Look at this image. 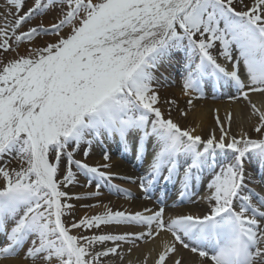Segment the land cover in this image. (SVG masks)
Returning <instances> with one entry per match:
<instances>
[{
	"label": "snow or ice",
	"instance_id": "obj_1",
	"mask_svg": "<svg viewBox=\"0 0 264 264\" xmlns=\"http://www.w3.org/2000/svg\"><path fill=\"white\" fill-rule=\"evenodd\" d=\"M7 3L15 11L7 9L12 20L3 17L0 51L34 45L41 34L57 39L0 61V158L15 154L20 161L0 166V235L6 237L0 257L23 251L31 264H104L118 254V242L148 238L159 239L152 264H184L181 249L195 264H264V194L249 187L264 184V0H34L26 11V0ZM49 11H58L55 23L21 31ZM217 45L225 63L213 54ZM173 69L190 107L207 87L234 88L229 100L247 102L248 130L231 134L228 112L225 122L216 116L219 135L212 129L205 137L174 120L170 109L162 111L155 85ZM110 143L147 161L143 176L119 177L138 180L144 199L162 182L179 185L180 201L204 185L199 199L207 208L168 215L163 196L155 210L139 211L114 210L97 199L83 207L102 211L67 224L72 199L99 198L102 187L132 198L112 183L118 174L110 171ZM94 145L102 147V163L86 162ZM74 168L86 187L95 181V190H64L77 182ZM113 225L144 230L100 231ZM106 242L113 246L96 250Z\"/></svg>",
	"mask_w": 264,
	"mask_h": 264
},
{
	"label": "bare ground",
	"instance_id": "obj_2",
	"mask_svg": "<svg viewBox=\"0 0 264 264\" xmlns=\"http://www.w3.org/2000/svg\"><path fill=\"white\" fill-rule=\"evenodd\" d=\"M219 45L216 47V49L213 50V54L217 56L218 60L221 63H225L224 58L219 56ZM3 51H0V53ZM230 67V65H229ZM163 71V70H162ZM171 71V75L169 76L168 79L170 82H168V84L162 85V90L159 89V87H157V84L155 85V87L157 88V90L159 91L160 94V101L163 103H167V101L170 100H175L176 104L173 105V110H176L177 113L180 112V109L182 108V102H181V97H186L183 94V90H182V85H181V79L180 76L178 74V71L176 70H170ZM159 75V74H158ZM225 87H222V90H219L218 92H211L210 89L209 91L206 90V96L203 99L198 100V102H194L192 105V112L188 113L189 114V118H187L184 123L182 124V126L184 127H194L197 130L198 134H201L202 136L207 137V135L210 133V131L212 129L216 130L217 135L219 134V127L216 123V116L217 114L220 117V120L222 122H225V118L228 112H231L233 114V121L231 124V129H230V133L231 134H235L234 132H236L235 135H238L241 131V128H243L244 130H248V128L250 127V121H249V109L247 107V102L242 101V100H238L237 102L239 103H234V104H230L233 103V101L229 100V96L233 95L234 93L230 92L234 91L232 89L226 88L224 90ZM223 94V95H222ZM227 94V95H225ZM220 96L221 97H214L213 96ZM226 96V97H225ZM224 98H228V99H224ZM254 101H259V97H253ZM218 100V101H215ZM224 103H226L224 105ZM204 104H211L212 106H207ZM161 110L164 111V109L161 107ZM217 110L218 113H217ZM175 117V116H174ZM240 120V121H239ZM227 127V124H226ZM238 133V134H237ZM253 134L254 133H250ZM100 149L99 146L94 145L91 154L89 155V157L87 158L88 163H92L94 164V160L96 158H100L99 154V150ZM107 146L109 147V149H111L112 151H116L117 149V145L114 143H110L107 144ZM126 155H131V153L126 154ZM77 159H83V155H82V151L81 153H78L76 155ZM112 164H116L118 167H116L117 169L113 172L118 174L117 178H114L112 183L114 184H118L123 188H127L129 190H131V192L133 193V196L131 199H129L125 194L123 193H116V192H110L107 188L102 187L101 188V192L103 193V195L99 198H90V199H82V200H76V199H72L70 201H68V203H71L73 205H75L74 209L71 210L68 213V219H66V223L67 224H71L74 221H78L83 215L85 214H95L99 211H102L101 208H88V207H83L84 205H94L97 201V199H99L100 201H102L104 204H109V206L113 207V209H120V210H124V209H128L131 211H139L142 210L145 207L148 208H152V209H156L158 207V199L163 196V198L166 201V212L167 211H173L172 208L169 207V203H168V199H167V194L169 191V187L171 186V184L167 183V184H163L162 183L160 186H158L155 190H159V193H156L155 191H153L152 195V199L151 200H146L143 198L144 193L141 191V189H138L135 185L130 184V182L127 179H121L119 177H134L136 178L137 176H133V174H127L125 173V171L127 170V166H129V162L125 161L123 159V157H121L120 155H115V157H113L112 160ZM20 163L19 159L16 157L15 154H13L12 156L9 157V159L7 160V162L5 163L6 166L8 167H13V166H17ZM139 164V163H138ZM137 164V165H138ZM145 164H147V161L145 162ZM65 165V161L62 160V164H61V170L63 171ZM147 166V165H146ZM131 168V167H130ZM136 168V167H135ZM141 168V167H138ZM124 169V170H123ZM146 169V167H145ZM74 171H77L75 168L73 169ZM86 181L87 178L79 173V176L77 175V184H79L80 186H76V190L75 192H79V193H83L88 191L87 187H86ZM74 183V184H76ZM134 183H137L139 185V181L136 180ZM73 185V184H72ZM69 185L66 188H64L65 191L69 192L71 189V186ZM170 185V186H169ZM264 186V184H262ZM203 188L201 190L200 193H195L192 197L191 200H184V201H180V197L178 195V197L173 198L172 200V204L173 206H176L177 210L172 212L171 215L174 214H180V213H193L192 211H190L187 208V205L189 204H194V203H198L199 202V197H202L205 193V187L204 185H202ZM171 188V187H170ZM204 189V190H203ZM79 193H72L69 192L70 195H74V194H79ZM200 195V196H199ZM195 201V202H193ZM127 205V207L125 206ZM134 206V207H133ZM205 210V209H203ZM113 227L116 229H124L128 232H135V231H142L144 230L142 227L140 226H135V225H121V226H115L113 225ZM109 228L111 227H103L100 231H106V232H112L109 230ZM75 230V229H74ZM118 233L120 231H117ZM115 232V233H117ZM93 233H98V230L96 229H92V230H84V229H76L74 234H80V235H92ZM5 240V241H4ZM6 243V237L3 235H0V245H4ZM113 244L111 242H106L103 245H96V250H101L105 247H112ZM158 247H159V239H157L156 241L150 240L148 238H146L144 241H139L137 240L135 242V245L130 243L128 244L126 247L123 248H119L118 249V254L120 252H127V255L129 258H131L132 260H134V258L137 255L143 256L145 257L146 255H148L149 252L152 253V256L149 258V264H152V258L155 257L156 255V251H158ZM131 248V252L128 251V249ZM181 252L185 258L184 260V264H195L196 261V257L193 256L191 253L181 249ZM117 254H113V255H109V256H115ZM24 253L23 251L20 252V254L18 256H14V257H0V264H31L30 261L23 259ZM108 256V257H109ZM107 257V258H108ZM107 258H104L107 259ZM119 259V258H117ZM193 260V262L191 261ZM121 261V259H120ZM112 264V263H110ZM114 264H122L121 262H119L118 260L116 262H114ZM124 264H128V262H125Z\"/></svg>",
	"mask_w": 264,
	"mask_h": 264
},
{
	"label": "rangeland",
	"instance_id": "obj_3",
	"mask_svg": "<svg viewBox=\"0 0 264 264\" xmlns=\"http://www.w3.org/2000/svg\"><path fill=\"white\" fill-rule=\"evenodd\" d=\"M245 2H248V0H245ZM33 3H34V0H26V3H25V5H24V10L26 11L27 10V8L28 7H31L32 5H33ZM8 8H11L12 9V11H15V8L14 7H12L11 5H9L8 3H7V0H0V26H2L3 24H4V19H3V17H5V16H7V19L8 20H12L13 19V17L12 16H8L7 15V9ZM237 8H238V10H239V5H237ZM57 15H58V11H49V12H47L45 15H43V16H38V17H35L33 20H31L28 24H25L24 26H23V28L21 29V31H23V30H26L28 27H30V26H33V25H36V24H38V23H43L46 27H48V26H50L51 24H53V23H55L56 22V19H57ZM57 39V37L55 36V35H53V34H48V35H45V34H41V36H39V37H37V38H35V41H34V45H29V43L27 42V41H25L24 43H22L17 49H16V51L14 52V51H7V52H1L0 53V61H7V60H9V59H11V58H13L16 54H17V52L19 53V54H26V51H27V49L30 47V46H44L46 43H50V42H55V40ZM218 46V45H217ZM216 46V47H217ZM14 47H16L15 45H14ZM168 82H170L169 80H166V79H160L157 83V87H159V89H161L162 90V85H165V84H168ZM226 88H229V87H225L224 88V90L226 89ZM209 89H210V91L211 92H213V89L211 88V87H207L206 88V90H208L209 91ZM229 89H232L233 90V88H229ZM220 90H222V89H220ZM230 92H232V93H234L235 94V92L234 91H231L230 90ZM223 95V94H222ZM225 95H227V94H225ZM214 97H221V95L220 96H216V95H214L213 96V98ZM226 97V96H225ZM188 99H189V97L188 96H186V97H181V102H182V108L180 109V112L179 113H177V111L176 110H173V105H171V104H169V103H163V102H161L160 101V107H162L163 109H164V112L167 114L168 113V110L170 109L171 110V116H172V118L174 119V120H176L177 122H179L181 125L184 123V121L187 119V118H189V114L188 113H191L192 112V106L190 107L189 105H188ZM201 99H203V98H201ZM224 99H228V98H224ZM198 100H200V99H194L193 100V103L194 102H198ZM215 101H218V100H215ZM234 103H239V102H237V101H235V102H233V103H230V104H234ZM226 103H224V105H225ZM204 105H207V106H212L211 104H204ZM187 112V116H183V115H181V112ZM175 116V117H174ZM240 121V120H239ZM235 134H236V132H234ZM238 134V133H237ZM219 135V134H218ZM96 147V146H95ZM100 147V149H98L97 147V149L99 150L98 152H99V154L98 155H100V158H96L95 160H94V163H97V162H103V160H102V155H103V152H102V147L101 146H99ZM94 150V149H93ZM107 151L109 152V154L111 155V163H113L112 162V160H113V157H115V155H120L121 157H123V159H125L126 161H128L129 162V166L131 167H128L127 166V170L125 171V173H127V174H133V176H137V177H140V176H143L144 174H145V170L147 169V164H145V162L143 163V164H141V163H139V162H137V161H135V159L133 158V156H132V154L131 155H129L128 157H124L123 155H126V154H124L123 152H122V150H116V151H112L111 149H109V147L107 146ZM13 155V154H12ZM12 155H6V156H4V157H2V158H0V166H5V163L7 162V160L9 159V157L10 156H12ZM139 163V164H138ZM20 164V163H19ZM18 164V165H19ZM138 164V165H137ZM17 165V166H18ZM17 166H13V167H17ZM116 167H118L116 164H112V168L110 169V171H115L117 168ZM136 167V168H135ZM138 167H141V168H138ZM145 167H146V169H145ZM124 170V169H123ZM249 171L250 172H252L253 174H254V176H255V179L256 180H259L260 179V176H259V174L257 173V171H256V169L254 168V167H252V166H249ZM77 175L79 176V172L77 171ZM0 183H2V181H0ZM78 183V182H77ZM73 184L72 186H71V189H70V191L69 192H72V193H79V192H75V190H76V186H80L79 184ZM130 184H133V185H135L138 189H140L139 188V185L137 184V183H134V182H130ZM178 184H176V185H174V184H172L171 183V188L169 187V191H168V194H167V199L169 200L168 201V203H169V207L170 208H172L173 209V211H167L166 212V214H168V215H171V213L172 212H174V211H176L177 209V207L176 206H173V202H172V200H173V198H175L176 197V194H177V192H178V186H177ZM162 186H163V183H162ZM249 187H251V188H254L257 192H260L261 194H264V186L262 185V184H257V183H250L249 184ZM87 189H88V191H93V190H95V181H93V183H92V186H91V188H88L87 187ZM156 193H159L158 191L159 190H154ZM204 195L206 194V192L205 193H203ZM203 195V196H204ZM200 196V195H199ZM126 207H127V205H125ZM134 207V206H133ZM187 208L190 210V211H192L194 214L195 213H200V212H202V211H204L203 209H206L207 208V201L206 200H199V202L198 203H194V204H189V205H187ZM64 219L66 220V219H68V214L67 215H65V217H64ZM66 222V221H65ZM109 227H111V228H109V230L110 231H112V232H117V231H120L119 233H122V232H126V230L124 229V231H123V229H121V228H119V229H116L115 230V228L113 227V226H109ZM76 230V229H75ZM75 230L73 229L72 230V232H73V234L75 233ZM128 232V231H127ZM118 233V232H117ZM118 243H120V248H123L124 249V247H126L128 244H130V243H128V242H118ZM106 248V247H105ZM121 256H123V259H121ZM117 258H119V259H117ZM122 260V261H125V262H130V260H132L131 258H129L128 257V255H127V252H120L119 254H117V255H115V256H109L107 259H105L104 260V264H110V263H112V264H114V262H116L117 260L119 261V260ZM192 262H193V260H191Z\"/></svg>",
	"mask_w": 264,
	"mask_h": 264
}]
</instances>
